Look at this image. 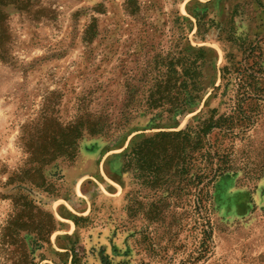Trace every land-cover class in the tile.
<instances>
[{
    "label": "rangeland",
    "instance_id": "1",
    "mask_svg": "<svg viewBox=\"0 0 264 264\" xmlns=\"http://www.w3.org/2000/svg\"><path fill=\"white\" fill-rule=\"evenodd\" d=\"M133 1L0 0V264H264V91L224 141L231 169L204 209L172 167L165 183L124 159L227 114L221 69L246 48L264 74V0ZM181 48L204 50L206 93L149 126L152 79Z\"/></svg>",
    "mask_w": 264,
    "mask_h": 264
},
{
    "label": "trees",
    "instance_id": "2",
    "mask_svg": "<svg viewBox=\"0 0 264 264\" xmlns=\"http://www.w3.org/2000/svg\"><path fill=\"white\" fill-rule=\"evenodd\" d=\"M125 5L127 10L133 11L135 3L133 0H126ZM84 36L90 39L94 36L91 25L87 27ZM251 54L252 49L246 48L242 61L231 62V65H225L221 69L225 86H231L229 90L226 89L227 114L215 117L216 110H211L210 116L205 117V114L199 113L193 123L183 130L158 132L142 138L124 154L126 162H141L143 170L153 166L156 175L160 171L164 173L165 183L171 182L169 177L172 167V172L184 176L185 191L189 194L191 188L195 190L197 208L204 209V201L211 198L209 190L213 182L228 174L231 169L229 156L223 147L224 141L234 134V128L240 123H251L255 103L251 107L247 101H261L264 74L258 62L249 61ZM160 67L164 68V74L158 70L159 75L152 79L148 92L149 102L153 106L144 112L149 115V126H159L161 123L167 126L182 118L199 106L206 93L204 71L208 68V60L203 49L196 48L192 51L181 48L171 55L164 66H158ZM161 104L168 106L164 108ZM95 129L89 127V134H96L98 130ZM124 129L125 127L121 131ZM214 131L221 136V140L212 144L209 135ZM154 160L160 161L154 164ZM172 163L174 166H171Z\"/></svg>",
    "mask_w": 264,
    "mask_h": 264
}]
</instances>
